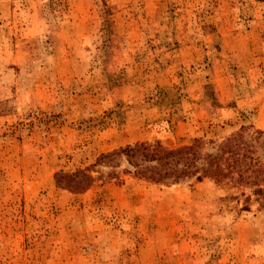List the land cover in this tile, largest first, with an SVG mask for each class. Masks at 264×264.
Wrapping results in <instances>:
<instances>
[{"label":"rangeland","instance_id":"obj_1","mask_svg":"<svg viewBox=\"0 0 264 264\" xmlns=\"http://www.w3.org/2000/svg\"><path fill=\"white\" fill-rule=\"evenodd\" d=\"M241 127L264 134V0H0V264H264L254 187L97 162Z\"/></svg>","mask_w":264,"mask_h":264},{"label":"trees","instance_id":"obj_2","mask_svg":"<svg viewBox=\"0 0 264 264\" xmlns=\"http://www.w3.org/2000/svg\"><path fill=\"white\" fill-rule=\"evenodd\" d=\"M264 134L259 130L248 132L241 127L220 142H211L205 151L200 139L191 144L165 148L158 141L137 142L133 145L102 154L97 162L122 156L129 168L125 172L153 183L172 184L194 178L211 179L237 186L254 187L253 194L264 198ZM86 170L55 174L58 187L72 192L86 190L93 178Z\"/></svg>","mask_w":264,"mask_h":264}]
</instances>
